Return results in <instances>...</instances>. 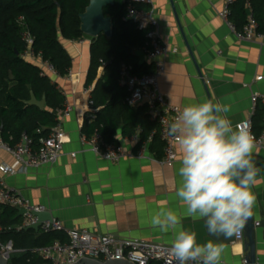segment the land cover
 <instances>
[{
	"label": "crops",
	"instance_id": "crops-1",
	"mask_svg": "<svg viewBox=\"0 0 264 264\" xmlns=\"http://www.w3.org/2000/svg\"><path fill=\"white\" fill-rule=\"evenodd\" d=\"M226 5L227 0H149L145 3L147 9L154 11L167 48L162 56L165 71L160 77V88L167 99L180 105L182 110L208 100L219 102L228 107L226 116L234 128L251 117L254 131H262L264 117L259 111L263 105L259 103L252 115L251 96L254 92L264 93V37L237 38L219 15ZM92 40L93 37L86 35L77 41L61 37V43L72 57L71 70L65 76L47 72L63 93L64 105L73 108L62 123L68 139L60 157L54 163L7 174L4 176L6 184L18 189L34 204L43 205L68 227L168 245H172L175 233L180 230L195 232L199 244L212 241L224 246L221 261L225 264H245L244 240L209 233L205 219L189 215L176 196L181 183L179 145L176 162L167 165L162 162L163 154L158 156L150 151L149 145L143 158L129 156L112 162L83 142L85 118H94L92 113L96 112L93 104L89 105L91 93L85 91L96 83H87ZM134 52L141 63L155 64L145 47L136 48ZM23 56L43 68L40 57L25 52ZM103 72L102 65L98 78ZM38 108L48 109L47 105ZM117 138L118 144L128 151L134 152L138 147L130 136L122 135L121 129ZM1 140L8 142L2 122ZM252 156L261 171L251 190L264 201V143L254 147ZM4 163L21 168L0 145V164ZM161 209H170L180 217L175 229L161 231L152 224V217ZM256 240V264H264V227L256 229Z\"/></svg>",
	"mask_w": 264,
	"mask_h": 264
},
{
	"label": "trees",
	"instance_id": "trees-1",
	"mask_svg": "<svg viewBox=\"0 0 264 264\" xmlns=\"http://www.w3.org/2000/svg\"><path fill=\"white\" fill-rule=\"evenodd\" d=\"M89 1L0 0V124H4V136L10 144L18 143L26 132L37 146L40 138L56 125L57 109L65 106V97L57 84L48 75L41 74L40 66L24 58L27 44L21 37L19 17L25 18L34 36L35 53L54 64L59 75L65 76L69 74L73 61L61 43V37L74 41L83 39L80 14ZM113 1L112 5L104 8L105 15L113 21L112 36L108 38L101 33L93 38L91 44L87 83L93 85L96 81L91 91L96 112L92 113L94 118H85L82 130L87 136L99 131L105 143L118 144L119 129L122 135L131 136L139 128L140 145L158 128V124L150 119L146 105L133 107L127 102L129 91L119 83L120 66L125 62L132 66L134 74L143 75L153 72L154 64L141 63L134 52V49L146 46L147 34L136 22L126 19L128 1ZM136 5L146 8L144 3ZM249 9L257 22V29L264 31V0H236L231 5L229 20L241 30L248 22ZM102 65L104 72L98 78ZM31 91L38 99L46 96L48 109H39L25 103L31 98ZM259 112L264 117V107ZM252 130L256 135L261 133V130L255 132L254 127ZM148 145L149 150L158 156L163 154V142L158 134ZM22 221L23 216L18 215L16 207L0 203V239L3 243L12 242L14 248L20 250L12 255L9 264L43 263L44 260L34 254L32 249L51 245L56 240H66L65 234L59 231L18 230L17 226Z\"/></svg>",
	"mask_w": 264,
	"mask_h": 264
},
{
	"label": "built area",
	"instance_id": "built-area-1",
	"mask_svg": "<svg viewBox=\"0 0 264 264\" xmlns=\"http://www.w3.org/2000/svg\"><path fill=\"white\" fill-rule=\"evenodd\" d=\"M128 10L126 19L136 22L140 29L146 30L147 44L145 51L149 59L155 62L154 71L151 73L136 75L133 73L131 65L123 62L120 66L119 83L126 86L129 95L127 102L133 107L141 105L147 106V112L152 121L158 124V128L153 130L146 140H143L137 149L133 151L126 150L120 144L105 143L102 134L96 131L94 134L83 135L82 139L90 149L112 162H118L122 158L135 156L143 158L146 156L148 144L153 137L158 134L163 142L162 162L167 165H173L178 158L177 141L169 135V126L182 111L180 105L171 103L160 88V77L165 71V62L162 56L167 52V48L159 32V22L152 9L139 8L136 4L148 3L149 0H127ZM236 0H227V5L219 12V15L229 24L231 29L241 40H255L264 37V31L257 29V22L252 13L249 14L248 22L238 30L229 20L231 5ZM19 23L22 26L21 37L27 44L26 54L40 57L43 68L42 75L47 72L57 74V69L48 60H44L41 55L35 53L33 49L34 36L28 29L25 18L19 17ZM104 65V62H103ZM93 86H88L85 91L91 93ZM252 115L255 113L259 103L264 107V93L254 92L251 96ZM93 100L89 99V105ZM73 108L66 104L63 108L57 109V123L50 132L41 137L36 146L33 138L26 132L15 145L2 141L0 145L9 152L19 163L21 168L17 169L9 164H0V203L9 204L14 207L25 208L27 212L23 215V221L17 226V229H23L25 226L37 222L38 217L35 212L46 210L43 205L34 204L18 189L6 184L4 176L17 173L19 170H27L30 167H38L42 164L54 163L60 157L64 144L67 142V134L62 128L65 117L69 116ZM236 126L247 127L254 137L255 145L261 146L264 143V125L260 134L253 133V124L251 117L241 121ZM41 131L40 129L38 130ZM138 128L130 139L136 143L139 142ZM40 229L44 232L59 231L66 236L65 241L56 240L48 246L35 247L32 252L44 260L47 264H75L82 258H99L102 260L123 259L135 264H150L158 262L161 264H177L171 248L172 245L146 241L139 238H127L112 233H94L87 229H78L68 227L60 219L44 221ZM2 227H0V231ZM236 241L244 240V229ZM20 250L14 248L12 242L3 243L0 239V257L10 261L12 255ZM221 264H225L221 261Z\"/></svg>",
	"mask_w": 264,
	"mask_h": 264
},
{
	"label": "clouds",
	"instance_id": "clouds-1",
	"mask_svg": "<svg viewBox=\"0 0 264 264\" xmlns=\"http://www.w3.org/2000/svg\"><path fill=\"white\" fill-rule=\"evenodd\" d=\"M227 106L208 100L185 106L169 126L181 150L176 196L187 213L204 218L211 234L238 236L252 216V186L261 171L253 160L256 147L247 127H233ZM161 231L175 229L180 217L161 209L152 217ZM177 264H221L224 246L197 243V234L180 230L171 248Z\"/></svg>",
	"mask_w": 264,
	"mask_h": 264
},
{
	"label": "water",
	"instance_id": "water-1",
	"mask_svg": "<svg viewBox=\"0 0 264 264\" xmlns=\"http://www.w3.org/2000/svg\"><path fill=\"white\" fill-rule=\"evenodd\" d=\"M113 0H90L89 4L85 8L84 12L80 14L81 31L86 36L93 38L98 37L101 33L105 34L108 38L113 33V21L110 16L105 15L104 8L108 5H112ZM28 105H34L40 108H44L46 105V96L42 99H38L33 91H31V98L25 101ZM256 201L252 209V216L248 219L245 227L244 238V250L246 252L244 260L245 264H256L257 261V240L256 229L264 227V201L260 196L256 195ZM18 215L23 216L27 210L25 208L16 207ZM38 217L37 222L25 226V229L40 230L41 224L46 220H53L54 216L48 210L42 212H35ZM262 218V219H261ZM0 264H9V261L3 257H0ZM47 264V263H38ZM75 264H135L128 260L116 259V260H102L99 258H82Z\"/></svg>",
	"mask_w": 264,
	"mask_h": 264
},
{
	"label": "rangeland",
	"instance_id": "rangeland-1",
	"mask_svg": "<svg viewBox=\"0 0 264 264\" xmlns=\"http://www.w3.org/2000/svg\"><path fill=\"white\" fill-rule=\"evenodd\" d=\"M14 254H15V253H14ZM14 254H13V255H14Z\"/></svg>",
	"mask_w": 264,
	"mask_h": 264
}]
</instances>
